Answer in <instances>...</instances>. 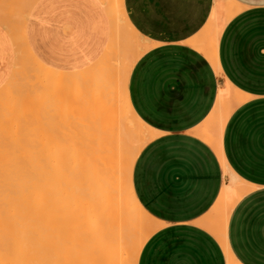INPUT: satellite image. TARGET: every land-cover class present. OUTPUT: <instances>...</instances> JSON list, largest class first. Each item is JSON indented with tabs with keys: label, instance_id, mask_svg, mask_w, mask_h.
Segmentation results:
<instances>
[{
	"label": "crops",
	"instance_id": "0c3cea01",
	"mask_svg": "<svg viewBox=\"0 0 264 264\" xmlns=\"http://www.w3.org/2000/svg\"><path fill=\"white\" fill-rule=\"evenodd\" d=\"M102 1L0 0V89L19 66L16 42L57 72L80 74L97 66L111 35ZM232 1L243 6L218 38L219 71L193 44L202 41L210 22L218 23L222 0H122L128 23L148 44L127 78L130 107L150 131L132 167V188L158 226L135 264H229L215 233L218 211L229 208L232 260L264 264V0ZM99 69L97 77L115 78L108 63ZM17 72L24 84L26 72ZM106 78L105 84L113 79ZM97 80L90 84L97 86ZM226 85L248 101L235 106L222 125L224 168L216 140L207 135L217 132L216 109ZM232 173L245 182L240 190L246 193L229 185ZM227 188L230 203L220 198Z\"/></svg>",
	"mask_w": 264,
	"mask_h": 264
},
{
	"label": "bare ground",
	"instance_id": "6f19581e",
	"mask_svg": "<svg viewBox=\"0 0 264 264\" xmlns=\"http://www.w3.org/2000/svg\"><path fill=\"white\" fill-rule=\"evenodd\" d=\"M105 1V4L103 2L102 5H106V9L109 8L108 13L111 20V35L106 51L98 61L97 66L80 74H67L56 71V81L59 80V83L56 84L63 85L62 88L65 91L63 96H65L64 94L66 96L56 95L60 90V86H56L57 89L55 88V90L58 91L52 94L55 96L54 104L56 105H52L55 106L53 109L46 106L48 110L44 109L46 111L43 112L38 103L40 99H38L40 97V94H37L38 90L37 93L32 94L29 92L32 86L31 89L28 88V93L26 92L28 89L25 91L29 86L28 84H24L22 88L20 87L19 83H23L24 76L20 77L17 70L24 72L22 52L18 49V44H14L18 62L15 61L14 63L19 65L15 71L18 74L14 75L15 71H13L11 80L8 79L5 84L6 86L9 83L10 85H7L9 87L6 88V86V91L3 89V93L0 91V264H49L51 259L54 261L51 260L53 262L51 264H135L142 244L158 227L139 205L133 193L132 167L140 151L139 144L144 139L146 141L149 138L150 131L132 111L126 89L129 70L135 60L148 49V44L144 41L143 44L138 43L139 34L137 35L134 28L128 23L122 0ZM222 1L224 4L220 2L219 9H222V14L218 17V23L215 24L213 20V22L209 20L210 26L207 27L208 29L203 33V36L201 34L202 41L200 42V39L196 40L201 44L199 42L193 44L204 52L219 71H221V67L217 60L218 38L224 30L226 22L240 12L243 6L232 0ZM213 9L214 14L216 9ZM111 10H114V12H111ZM116 10L119 11L118 14ZM119 21L131 34L133 40H125L122 37L119 32L121 31ZM13 32H16V26ZM137 44L139 48H136ZM103 63H108L114 68L115 78L114 76L109 77V75L111 76L110 73L108 76L100 77L102 75L99 73V65ZM109 68L107 69L110 70ZM99 74L98 78L97 75ZM106 77L108 79L113 78L114 81L112 79L111 82L109 80V83L105 84L103 82H106V80H103ZM96 78L100 79V84H104L105 87L98 84L100 86L97 85L99 88H96L97 86L94 83L96 87L90 84ZM98 80L97 83H99ZM32 83L33 88L37 89L34 87V80ZM68 88H76L73 89V91H76L75 94H71L73 91H68V94L66 91ZM7 89L9 93H6L8 92ZM6 94H10V97L14 96H12L13 98H7L4 96ZM21 94L24 97L19 101ZM220 94L222 95L219 98L221 102H218L220 108L219 106L216 107L219 108L218 111L216 109L218 123L215 131L217 132L213 137L212 133L214 132L210 129L207 136L209 140L213 138V142L216 140L213 145L217 148L222 166L226 168V163L221 156L220 131L232 109L245 102L248 97L228 85L224 86ZM15 96L18 101H15ZM45 97L47 96L45 95ZM101 97L108 99L105 102H100L102 101ZM8 102L11 103L9 106H2L3 103L8 104ZM42 104L45 105L46 103L42 102ZM123 118L129 119L124 121ZM119 121L126 126L127 129L124 128V130L128 132L125 135L120 133L124 131V126L120 125L122 126L119 132L121 135L126 137L128 134L126 138H132L140 134L136 138L125 139L126 142L124 141V143H134L138 139L137 143L123 146V142L120 143V139H122L120 135H117L118 138L120 137L119 140L115 139L119 142H113L106 137L102 138L107 133L104 136L103 134L102 136L98 135L101 134L99 128L102 130L108 127L110 129L115 128L119 125V123L117 124ZM128 121L130 124H128ZM141 130L146 131L144 133L147 137ZM77 132L78 137H75V140L78 141L76 142L71 133L76 134ZM81 134L90 136V140H87L89 139L87 136L84 137L85 139L82 138ZM70 136L74 141L69 138ZM79 137L81 138L78 139ZM68 140L77 146L73 147V144H71L72 147H70ZM65 145L69 146V153L67 151L64 154L67 147ZM54 148L60 153L58 158L62 154L59 159L57 158V151L53 155L51 154L50 157L46 156L49 150L51 149L50 152L52 153ZM43 156L49 157V159L55 157L54 160L56 161L57 158V161L56 163H50L48 159L46 162L44 161L46 158L44 159ZM40 158H43V163L40 162ZM58 161H60L58 165L64 174L65 183L61 182L62 178L60 179L63 174L57 172L60 175L58 177L56 171L53 170ZM52 163L56 166L51 165ZM41 164H44V166L42 165L43 168H47L45 170L42 168L43 171L51 172V174L47 173L50 174L48 176L51 178L48 177V179L45 172L43 175L41 174L43 173ZM51 168L52 171L49 170ZM57 168L58 166L55 169ZM230 182L233 184L230 185ZM228 183L238 192L245 187L241 188L245 182L234 177V174ZM223 188L224 191L225 188ZM228 190L230 191L227 188L225 195H221L224 197L220 198L229 202L231 194ZM243 193H246V191ZM234 194L236 195L237 192ZM242 194L239 192V195ZM239 195L235 198L239 199ZM221 199H219L220 202ZM225 201L222 202L225 204ZM129 203L132 205L131 210L126 208L129 207ZM60 207L63 208L62 210L59 209L61 213L65 210V214L63 213L60 216H66L63 217L66 220L59 219L65 221H63L64 227L65 224L68 227V230L65 228L67 232L62 230L61 233L69 239H65L64 235L62 237L60 232L59 236L58 231L56 232L57 226L55 225L57 223L55 224V218L59 216L56 211ZM68 208L72 210L69 211ZM218 208L217 206V211ZM216 210H214L215 214L218 212L220 214L218 213V219H216L215 233L226 251L224 254L227 253L228 255L229 264H239L236 263L237 260H232L226 241V227L230 208L228 209L229 212L227 210L217 212ZM55 212L58 215L56 217Z\"/></svg>",
	"mask_w": 264,
	"mask_h": 264
},
{
	"label": "rangeland",
	"instance_id": "374dc122",
	"mask_svg": "<svg viewBox=\"0 0 264 264\" xmlns=\"http://www.w3.org/2000/svg\"><path fill=\"white\" fill-rule=\"evenodd\" d=\"M108 9H109V8H108ZM111 12H114V10H111ZM116 13L118 14L119 11L116 10ZM112 16H113V13H112ZM119 24H120V25H119V28H120V30H121V31H119V32L122 34V37H124L125 40H129V39L133 40L131 34L127 31V29H126L125 26L122 24V22L119 21ZM120 26H121V27H120ZM122 29H123V30H122ZM122 31H123L124 33H123ZM128 34H129V35H128ZM124 35H125V36H124ZM130 36H131V37H130ZM126 38H128V39H126ZM126 42H128V41H126ZM16 43H17V42H16ZM16 43H14V44H16ZM138 43L143 44L144 42H143V40H142L141 38H139ZM17 44H18V43H17ZM140 47H141V45H140ZM136 48H139V47H138V44H137V47H136ZM18 49L22 52V48L20 47L19 44H18ZM30 59H31V62H30ZM111 61H113V60H111ZM22 65H23V69H24V71H25L26 74H27V79H26V82H25L24 84H28V85H29V86H27V88H26V86H25V88H26L25 91H26L28 88L31 89V86H32V89H31L32 92L29 91V89H28L26 92L28 93V91H29L30 93L35 94V93H37V90H38V93H37V94H38V95L40 94V97H38V99L40 98V99H39V102H38L39 105H40V107H41L40 109H41L43 112H45L46 110H48L47 108L53 109L56 105L54 104V103H55V100H54V99H55V96L52 95V94L58 91V90H57V91L55 90V88L57 89L56 86H60V88H59V87H58V88L61 90V92H60V90H59V92H57L56 95H57V94H59V95L62 94L61 96H63V92L65 93V91H64L63 88H62L63 85H62V84H60V85L56 84V83H59V80H57L58 82L56 81V78H57V77H56V71L51 70V69H48V68H46L45 66H43L42 64L36 62V61L32 58V55H31L27 50H26V53H25V54L22 52ZM17 71H18V70H17ZM18 73H19V72H18ZM18 73H17V74H18ZM15 75H16V74H15ZM17 77H18V76H17ZM14 78H16V77H14ZM19 78H20V77H19ZM17 79H18V78H17ZM30 80H31V81H30ZM33 80H34V83H35V85H36V86L34 85V87H36L37 89L33 88V83H32ZM15 82H16V81H15ZM23 82H24V80H23ZM16 83H17V82H16ZM16 83H15V84H16ZM13 84H14V83H13ZM19 84H20V87H21V88H22L23 85H24V84L21 83V82H20ZM22 84H23V85H22ZM7 85H10V84L8 83ZM7 85H6V86H7ZM16 85H17V84H16ZM6 86H4V88L0 89V91H1L2 93H3L4 91H6V89H5ZM13 86H14V85H13ZM18 86H19V85H18ZM8 87H9V86H7L6 88H8ZM94 87H96V86H94ZM11 88H12V86H11ZM96 88H99V87L97 86ZM3 89H4V91H3ZM73 89H74V88H68V90H66V89H65V90H66L67 93H68V91L71 92V91H73ZM75 89H76V88H75ZM75 89H74V90H75ZM7 90H8V89H7ZM15 90H16V89H15ZM34 90H35V92H34ZM62 90H63V91H62ZM11 91H12V90H11ZM13 91H14V90H13ZM1 92H0V93H1ZM18 92H19V90H18ZM18 92H17V93H18ZM75 92H76V91H73V92H71V94H72V93L75 94ZM6 93H9V90H8V92H6ZM12 93H13V92H12ZM20 93H21V92H20ZM68 94H69V93H68ZM68 94H67V95H68ZM15 95H16V94H15ZM38 95H37V96H38ZM45 95H46L47 97H45ZM64 95L66 96V94H64ZM1 96H2V95H1ZM4 96L8 98V97H10V94H8V95L6 94V95H4ZM12 96H14V95H12ZM12 96H11L10 98H13ZM61 96H60V97H61ZM65 96H63V97H65ZM23 97H24V95L21 94V96L19 97V101H20V99L23 98ZM49 97H51L52 99L50 98V100H49ZM7 98H5L6 101H8ZM56 98H57V97H56ZM58 98H59V96H58ZM102 98H103V97H101V100H102V101H100V102H103V101L105 102V101L108 99V98L106 99L105 97H104L103 99H102ZM15 99H16V96H15ZM3 100H4V98H3ZM47 100H48V102H46ZM51 100H52V102H51ZM6 101H4V102H6ZM15 101H18V99H16ZM41 101H42L43 103H46V104L43 105ZM17 103H18V102H17ZM19 103H20V102H19ZM50 103H51V104H50ZM9 104H11V103H10V102H8V104H7V103H6V104L3 103L2 106H6V105L9 106ZM47 104H49V105H47ZM41 105H42V106H41ZM50 105H51V106H50ZM52 105H55V106H52ZM79 105H80V104H79ZM46 106H47V108H46ZM49 106H50V107H49ZM42 107H43V109H42ZM4 109H5V108H4ZM44 109H46V110H44ZM50 109H49V110H50ZM71 113H72V112H71ZM41 114H42V112H41ZM123 119H124V118H123ZM125 119H126V120H125ZM125 119H124V121H127L129 118H125ZM120 120H121V119H120ZM121 121H122V123H124L123 120H121ZM121 121L117 122V124L119 123V125H117V127H115V128L113 127V128L110 129V128L108 127V128H107L108 130H107V129H103V130H102V129L99 128V131H100L101 134H98V135H101V136H102V134H103V136H104V134L107 133V134H105L106 136H104V137H102V138H105V137H106V138H108L109 140H112L113 142H117V141L119 140V138L122 136V137H121L122 139H120V143L123 142V143H122L123 146H129L130 143H131V144L137 143L136 141H137L138 139H136V141H134L135 139L132 140V141H134V143H132V142H129V144H127V143L125 144V143H124V141L126 142V140H127V139H130L131 137L129 136L130 138H126V137H128V134L126 135V137L120 134V133H122V134L124 133V135H125L126 133H128V132H126V131L124 130V128H126V126H124V124H122ZM128 124H130L129 121H128ZM120 125L124 126V127H123V130H124L123 132H122V131L120 132L121 127H122V126H120ZM125 125H126V123H125ZM117 128H120V129L117 130ZM126 129H127V128H126ZM130 129H131V128H130ZM141 131H142V130H141ZM141 131H140V132H141ZM111 132H112V133H111ZM119 132H120V133H119ZM144 132L146 133V131H144ZM144 132L142 131V133H144ZM79 133H80V132H79ZM145 133H144V134H145ZM82 134H83V133H82ZM82 134H81V136H83L82 138H84V137L87 136V135L85 136V135H82ZM130 134H131V133H130ZM71 135H73L74 140H75V137H78V136H77V135H78V132H77L76 134H72V133H71ZM117 135H118V136L120 135V137L118 138ZM138 135H140V134H138ZM138 135H137V136H138ZM145 135H146V134H145ZM67 136H68V135H67ZM79 136H80V135H79ZM115 136H116V137H115ZM137 136H135V137L133 136L132 138H136ZM87 137L89 138L90 136H87ZM109 137H110V138H109ZM114 137H115V138H114ZM146 137H147V135H146ZM65 138H66V137H65ZM65 138H64V139H65ZM69 138L72 139V141H74L73 138H72V136H70ZM80 138H81V137H79L78 139H80ZM91 138H93V136H91ZM111 138H112V139H111ZM132 138H131V139H132ZM70 139H69V140H70ZM84 139H85V138H84ZM115 139H118V140H115ZM123 139H124V140H123ZM125 139H126V140H125ZM69 140H68V141H69ZM81 140H83V139H81ZM87 140H90V138L87 139ZM146 140H147V139H146ZM72 141H71V143H70V141L68 142V143L70 144L69 146H70V147H72V146H73V147H74V146H77V145H74L75 143L73 144ZM75 141L77 142L78 140H75ZM144 141H145V139L142 141L143 143L141 142V144H139L140 148H141V145H143V144L145 143ZM63 142H65V141H63ZM66 142H67V140H66ZM66 142H65V143H66ZM118 142H119V141H118ZM138 142H139V141H138ZM139 143H140V142H139ZM71 144H73V145L71 146ZM122 144H120V145H122ZM62 145H63V144H62ZM62 145H60V146H62ZM65 146H67V147H66V149H65V151H64V154H65V152L67 153V151H68V149H69V146H68V145H65ZM137 146H138V145H137ZM139 146H138V147H139ZM63 147H64V146H63ZM63 147H62V148H63ZM62 148H60L61 151H63ZM54 149H55V150H54ZM54 149H52V150H53L52 153L50 152L51 149L49 150V153H50V154H49L48 151L46 150L47 153H48V154H46V156L48 155V156L50 157L51 154L53 155V153H55V151H57L56 148H54ZM57 149H58V147H57ZM58 150H59V149H58ZM46 151H45V152H46ZM58 152H59V151H57V158H58V155L60 154V153H58ZM61 153H62V152H61ZM68 153H69V151H68ZM43 154H44V153H43ZM64 154H63V155H64ZM54 155H55V154H54ZM61 155H62V154H61ZM61 155H60V157H62ZM40 156L42 157V155H40ZM43 157H44V159L46 158L45 156H43ZM49 157L46 158L44 161L48 160ZM55 157H56V155H55ZM55 157H53V159L50 158L48 161H49L50 163H51V162L56 163L57 158H56V161H55V160H54ZM60 157H59V158H60ZM59 158H58V159H59ZM44 161H43V158H42V159L40 158V162L43 163ZM60 161L62 162L61 159H60ZM60 161L57 162V166H58L57 169H55V168L57 167L56 164H55V165H53V163L51 164V165H53V166H56L55 168H53L54 172L56 171V176H57L59 173H60L61 175L63 174V173H62V170H61V168H60V166L58 165V163H59ZM46 162H47V161H46ZM44 164H45V166H46V163H44ZM44 164H41V166H42V165L44 166ZM43 166L41 167V169L43 168ZM48 166H49V165H48ZM46 167H47V166H46ZM48 168H49V167H48ZM59 168H60V169H59ZM43 169L45 170V169H47V168L44 167ZM43 169H42L41 171H43ZM58 169H59V170H58ZM49 170L52 171V168L49 169ZM44 172L46 173L45 175H47V176H46L47 178L49 177L48 175L51 174V172H49V171H47V172H46V171H43V173H41V174L43 175ZM54 172H53V173H54ZM57 172H59V173L57 174ZM47 173H50V174H47ZM44 177H45V176H44ZM58 177H60V175H58ZM49 178H51V177H49ZM49 178H48V179H49ZM52 178H54V177H52ZM61 178H62V179H61ZM60 179H61V182H62V181H63V182L65 181L64 174H63V176L60 177ZM64 183H65V182H64ZM61 184H62V183H61ZM127 205H128V204H127ZM66 207H67V206H66ZM124 208H125V207H124ZM126 208H127L128 210H131V209H132V205H130V203H129V207L127 206ZM126 208H125V209H126ZM129 208H130V209H129ZM59 209L62 210L63 208L60 207V208H58V210L56 211L57 214H58L59 216H58V215L56 214V212H55V217L58 216V217H57L58 219L55 218V219H56V220H55V224L57 223V224L55 225V226H57V227H56V232L58 231V232H57L58 235H59V232L61 233L62 230H64V232H67L66 230H68V229H67L68 227L66 226V224H65V227L63 226V225H64V223H63L64 220L61 221V219H59V218L66 217V216H63V217L60 216V215H63V213L65 214V212H64L65 210L62 211V213H61V210H59ZM65 209H66V208H65ZM68 209H69V211L72 210V209L70 210V208H68ZM58 211H59V212H58ZM66 211H67V210H66ZM67 212H68V211H67ZM66 214H67V213H66ZM68 214H69V213H68ZM63 219H65V218H63ZM65 220H66V219H65ZM57 221H58V222H57ZM64 222H65V221H64ZM62 223H63V224H62ZM58 225H59V226H58ZM60 225H61L62 227H61ZM63 227H64V229H63ZM57 228H58V229H57ZM60 228H61V229H60ZM65 228H66V230H65ZM65 234H66V233H65ZM60 235L63 237L64 234L62 235V233H61ZM60 235H59V236H60ZM67 235H68V234H67ZM64 238H65V235H64ZM65 239H69V238L66 237ZM63 252H64V250H63ZM63 252H62V253H63ZM60 259H62V258H60ZM60 259H59V260H60ZM51 260H52V259H51ZM51 260H50L49 264H51V262L53 261V260H52V261H51ZM59 260H58V262H59ZM53 262H54V261H53ZM53 262H52V263H53Z\"/></svg>",
	"mask_w": 264,
	"mask_h": 264
}]
</instances>
